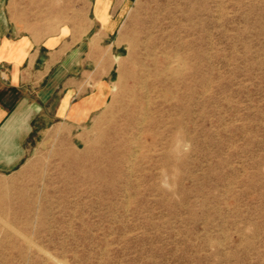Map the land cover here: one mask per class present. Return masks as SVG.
<instances>
[{
  "label": "rangeland",
  "instance_id": "1",
  "mask_svg": "<svg viewBox=\"0 0 264 264\" xmlns=\"http://www.w3.org/2000/svg\"><path fill=\"white\" fill-rule=\"evenodd\" d=\"M103 9L110 102L87 124L33 133L23 163L0 172V264H264V0ZM148 28L160 65L155 124L139 136L125 122L142 92L129 54ZM97 153L114 164H91Z\"/></svg>",
  "mask_w": 264,
  "mask_h": 264
},
{
  "label": "crops",
  "instance_id": "2",
  "mask_svg": "<svg viewBox=\"0 0 264 264\" xmlns=\"http://www.w3.org/2000/svg\"><path fill=\"white\" fill-rule=\"evenodd\" d=\"M104 7L80 0L74 22L73 0H0V172L23 163L33 133L87 124L108 106L114 16L106 22Z\"/></svg>",
  "mask_w": 264,
  "mask_h": 264
},
{
  "label": "bare ground",
  "instance_id": "3",
  "mask_svg": "<svg viewBox=\"0 0 264 264\" xmlns=\"http://www.w3.org/2000/svg\"><path fill=\"white\" fill-rule=\"evenodd\" d=\"M150 19V18H149ZM148 20V19H147ZM149 21V20H148ZM154 21V20H153ZM155 22H153L152 28L154 26ZM152 28L151 29H146V35L145 37L140 40L139 38H136L135 41L130 45V54L129 56L134 58L135 56H137L136 58L138 59V61L140 62V71L142 76L140 77H136L135 81L136 83H138L141 87L142 92L141 93H135L133 95L132 101L130 102V109L129 112L126 114V125L127 128L130 130L135 131V134L137 135H142L144 132L147 133L146 131L149 132L150 128L152 126H154L155 121H153L152 118L148 117V114H150L149 112V104L150 99L148 96V92L150 90V86L152 80L150 81V77L152 76V72H151V67H158L159 64V57L157 55V48H156V42L153 36V32H152ZM135 47L142 49V53L140 55H138L135 52ZM136 59V60H137ZM164 62L163 63V68L167 71L171 70L170 67V63L168 62L167 59H163ZM97 63V62H96ZM122 67V66H121ZM120 67V68H121ZM161 67V66H160ZM159 67V68H160ZM122 69V68H121ZM154 70V69H153ZM156 70V69H155ZM160 71V70H159ZM158 71V72H159ZM157 72V71H156ZM166 73V71H164ZM165 75V74H164ZM153 76H158V73H155ZM156 81V80H155ZM158 81V80H157ZM159 82V81H158ZM156 83V82H155ZM153 84V83H152ZM157 84V83H156ZM158 85V84H157ZM156 85V86H157ZM155 86V85H154ZM153 86V87H154ZM152 87V86H151ZM153 90V88H151ZM155 90V89H154ZM147 91V93H146ZM158 91V90H157ZM156 92V91H155ZM153 93V92H152ZM151 95V93H150ZM155 95V94H154ZM153 97V96H152ZM154 98V97H153ZM146 101V102H145ZM152 107V106H151ZM157 111V109H156ZM152 112V111H151ZM124 120V119H123ZM157 121V120H156ZM124 124V123H123ZM145 125H147V127H145ZM120 129V128H119ZM126 130V129H125ZM127 131V130H126ZM128 132V131H127ZM129 133V132H128ZM133 133V132H132ZM132 137V136H130ZM118 138V137H117ZM125 138V137H123ZM137 138V137H136ZM133 139V138H131ZM129 140V139H128ZM137 140V139H135ZM131 141V140H130ZM140 141V139H139ZM112 142V141H111ZM132 142V141H131ZM130 142V143H131ZM129 143V142H128ZM127 145V143H126ZM121 146V145H120ZM135 146V143H134ZM125 150V148H123ZM132 149V148H131ZM130 149V151H131ZM120 150V149H119ZM122 150V149H121ZM136 150V149H135ZM120 152V151H119ZM124 153V152H122ZM130 153V152H128ZM138 153V152H137ZM126 154V153H125ZM131 154V153H130ZM126 156V155H125ZM95 157V158H94ZM94 160H91L90 163L93 165H97L100 162H107L108 164H114V160L112 159V157L109 155H106L105 153H97V155H94ZM124 159V158H123ZM132 176V175H131ZM38 244V243H37ZM57 258V257H56ZM61 262V261H60ZM63 262V261H62Z\"/></svg>",
  "mask_w": 264,
  "mask_h": 264
}]
</instances>
